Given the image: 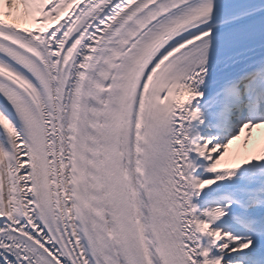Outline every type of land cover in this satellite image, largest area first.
<instances>
[{"label": "snow or ice", "instance_id": "6c2138e0", "mask_svg": "<svg viewBox=\"0 0 264 264\" xmlns=\"http://www.w3.org/2000/svg\"><path fill=\"white\" fill-rule=\"evenodd\" d=\"M0 264H264V0H0Z\"/></svg>", "mask_w": 264, "mask_h": 264}]
</instances>
